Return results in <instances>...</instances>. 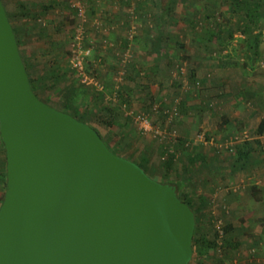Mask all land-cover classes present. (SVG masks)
<instances>
[{
    "label": "water",
    "instance_id": "95a60500",
    "mask_svg": "<svg viewBox=\"0 0 264 264\" xmlns=\"http://www.w3.org/2000/svg\"><path fill=\"white\" fill-rule=\"evenodd\" d=\"M0 264H189L195 214L33 91L0 0Z\"/></svg>",
    "mask_w": 264,
    "mask_h": 264
},
{
    "label": "rangeland",
    "instance_id": "374dc122",
    "mask_svg": "<svg viewBox=\"0 0 264 264\" xmlns=\"http://www.w3.org/2000/svg\"><path fill=\"white\" fill-rule=\"evenodd\" d=\"M226 1L215 0L217 13L227 11ZM5 2L10 12L21 10V3H24L27 7L38 9L43 13L41 15L43 19L40 21L48 29V34L51 36L50 42H47L45 37L37 36L35 22L31 20L29 21L32 27L30 34L23 37L20 46L22 53L30 57L28 60L36 64L32 66L31 74L35 76L38 70H49L52 65L50 61H55L54 57L56 56L57 61L63 63L62 66L68 67L67 78L62 79L58 85L54 86L53 82H50L46 90H41V87L37 86L39 97L55 108L60 107L67 97L66 89L74 84L79 89L80 87L96 91L104 89L107 94L103 98L104 105L109 106L119 103L121 100L120 112H118V116H120L118 120L121 124L109 126L104 123L109 118V112L100 111L102 105L90 104L91 98H83L82 94L77 95L76 98L78 111L88 113V120L100 128L105 139L111 145L115 143L114 149L118 155L131 158L132 161H138L142 156L147 158V166L152 178L158 181L162 180L163 173L166 171L162 167V162L170 155H174L173 164L168 168L169 178L180 177L185 180L181 192L187 193L195 190L192 199L197 207L202 208L200 210L203 214L202 222L213 225L218 230H223L226 223H231L234 230L230 237H239L238 241L241 244L238 247H232L229 244L225 247L218 246L215 255L221 259L220 264H264V237L259 239L257 235V232L261 234L262 220L264 221L262 206L256 204L260 208L256 211L238 210L236 204L239 203V199L234 196V193L242 191V194L239 193L238 196L244 200H246V195L243 193L244 189L241 185L237 191H233L232 187H236V184L239 183L236 181L241 183V180L234 182L235 176L232 179L228 177L229 180L219 179L216 181L217 170L210 171L205 168L207 169L205 173L204 171L197 172V169L193 170V167L201 160L195 159L194 163L189 161L191 153L194 154L201 150L207 152V157L213 159L216 158V155L225 152L229 154L232 152L229 151L231 147H225L224 140L230 137L235 138L234 135L229 136L225 131H219V135H217L208 130L202 122L197 121L195 114L198 112V107L194 104L198 105L199 103L196 100L197 94L200 91L203 92L204 83L198 75L193 77L191 69H189L191 59H183L186 49H181L179 46L180 42L185 43L189 57L191 55L206 57L203 54L207 53L204 51L208 42L202 33H204L207 23L203 20V14L209 12L213 0H173L172 2L171 0H5ZM160 4L161 7L165 4L169 5V11L165 17L160 16ZM195 12L197 13L195 28L191 30L188 24H190V18H194ZM225 16L229 17L231 23L234 22L235 15L227 12ZM220 18L223 20V16ZM159 33H162V51L166 57L157 60L158 55L152 48L151 40L153 38L155 41V37ZM201 43L200 47L198 44ZM129 44H134L133 48H136L135 52L132 50L134 55L129 50L127 51V48L130 47ZM208 45L213 48L212 54L214 52L218 54L215 40ZM262 47H264V32ZM81 49L84 51L89 49L88 54L84 56L83 72L86 74L87 80L93 78V81H98L102 86L101 89L92 83L83 82L79 70L72 65L71 58L77 50ZM195 49L198 50V54L193 52ZM63 52L66 53L62 59L65 63L59 58ZM200 52L204 53L200 54ZM180 60H184L186 73L184 77H179L174 81L172 75L176 70V63ZM157 61H159V65ZM180 79L183 81L179 82ZM195 80L198 82L194 83ZM105 85L114 87L111 88L114 95L109 94L110 91L105 89ZM185 86L188 90L184 88ZM122 88L125 100L117 95V89ZM155 90L160 91L162 96L158 97L159 93L156 96ZM127 91L128 93H126ZM175 98L182 101V105L178 106L180 111L186 109L185 114H189L187 111L189 103L192 106L190 111L194 110L192 112H195L193 113L195 120L190 127L193 132L191 135H189L190 132L184 133L179 120L174 119L172 124H168L166 117L162 118L160 113L155 112V104L158 105L160 99L166 103L172 100L173 103ZM251 105L244 104L246 108L252 109ZM129 111L132 112L128 113ZM138 114L147 115L153 125H161L175 133V136L173 134L172 137L176 140L174 141L168 136L161 138L153 133L143 132L135 122V116ZM199 133H204L209 137L213 136L214 143L194 140ZM250 135L256 134L250 131L248 135L241 133L236 136L234 146L239 141H246ZM181 139H185V146L189 147L188 151H184L185 149L183 150L181 147L176 149V144ZM211 164L213 163L211 162ZM208 166L212 168L210 164ZM146 173L149 175L148 172ZM247 177H251L247 181L249 185H254L255 181L263 179V175L258 173H255V176ZM259 184L262 185V182ZM202 194L208 198L206 205L200 202ZM248 215L256 220L262 219L261 223L257 221L253 226L250 224L249 229H244L241 222L250 218ZM218 242H221L220 238H218Z\"/></svg>",
    "mask_w": 264,
    "mask_h": 264
},
{
    "label": "trees",
    "instance_id": "16d2710c",
    "mask_svg": "<svg viewBox=\"0 0 264 264\" xmlns=\"http://www.w3.org/2000/svg\"><path fill=\"white\" fill-rule=\"evenodd\" d=\"M173 0H171L172 2ZM3 5L6 9V13L7 16L9 18V21L12 25L13 31L15 33L16 36V40L18 43V47H19V51L22 57V60L24 62L28 77H29V81L31 84V87L34 91V93L39 97L38 92H37V86L41 87V90H46L47 86L50 82H53L54 86L58 85L59 82H61L62 79L67 78V68L68 67H64L62 66L63 63H59V61H57V56L54 57L55 61L51 60L50 64L51 67L49 70H42L37 72V74L34 76L31 74V68L33 65H36L32 62H30L28 59L30 58L29 56H25L22 53V50L20 48V46L22 45V39L25 36H28L30 33V30L32 29L29 21L33 20L35 22L34 27H36V33L37 36L42 38L45 37L47 42H50L51 36L48 34V29L42 25V16L43 13L38 10V9H33L31 7H27L24 3H21L22 9L21 10H16L13 12H10L7 7H6V2L5 0H2ZM227 2V4H226ZM226 2H223L224 4L227 5V11H224V13H217L216 9H215V5L216 2L215 0H213V2L210 4L211 8L209 10V12L203 14V20H205V22L207 23V26L204 29V33H202L203 35L206 36V40L208 43L212 42L213 40H215V42L217 43L216 49L218 52H221L222 48H226L228 46H230L232 40L237 39V41L243 45V47L245 48V54L248 55V52L250 51V49H255V52L257 54H259L260 52L258 51L259 45L261 44L262 40H263V28H264V0H227ZM161 7V4L159 5ZM169 11V5L165 4L162 5L161 7V13L160 16L161 17H165V15L167 14V12ZM229 14H233L235 15V20L234 22L231 23V21H229V17L225 16L226 13ZM197 13H194V18H190V24H188V26L191 28V30H193L195 28V22H196V15ZM221 16H223V20H221ZM225 16V17H224ZM39 20V21H38ZM231 20V19H230ZM187 23H189L187 21ZM32 35V34H31ZM236 36V37H235ZM155 41L151 40V45L153 50H155V52L158 55V59H161L162 57H166L163 54V37H162V33H159L156 35L155 37ZM206 45V52L208 53L207 56H211V57H216L213 55H216L215 52L212 54L213 48L210 47V45ZM232 45V44H231ZM179 46L181 49L185 48V43L183 44L182 42L179 43ZM215 46V45H214ZM233 49L236 50V48L234 47ZM145 52V51H144ZM198 54V50L195 52V54ZM66 53L63 52L62 56H60V61H62V59H64V56ZM195 57H197L196 55H194ZM189 55L187 54V52H185L184 50V54H183V59L184 58H188ZM249 57V56H248ZM260 58V56H253V58H251L252 61H256ZM255 59V60H254ZM58 62V63H57ZM65 63V61H62ZM184 64V60H180L179 62L176 63V70L177 74L176 75H172L173 80H177V78L179 77H184L185 74H182L179 72V68ZM174 72V73H175ZM186 73V72H185ZM194 80V79H193ZM183 80L180 79L179 82H182ZM198 81L195 80L194 83H196ZM83 87H80V89L75 86L74 84H71L67 89V94H66V98L64 99V101L62 102V105L60 107H57L59 110L65 111L71 115H73L75 118L88 123L91 127H93L98 133L99 135L102 137L103 141L106 143V145L114 152L117 154L116 150L114 149V145L115 143H113V145L110 144V142H108L105 139V136L103 135V133L101 132L100 128H98L96 125L92 124L89 120H88V113L87 112H80L78 111V105H77V95L82 94L83 98H91L89 100V103L91 104H98V105H102L100 108V111L102 110H106L109 112V118L107 121H105L104 123L108 124L109 126H114L116 124L119 123L118 120V112H120L119 110V103H113L108 105H104V96L106 94L105 90H101V91H96L93 89H85ZM111 88H114L112 85L110 87H108L107 85H105V89L107 91H110V95H114L112 93ZM185 89L188 90V88L185 86ZM85 89V90H84ZM195 90V89H193ZM118 91V96L121 99H124V89H117ZM128 93V91L126 92ZM107 95V94H106ZM40 98V97H39ZM41 99V98H40ZM42 100V99H41ZM125 100V99H124ZM160 99L158 101V108L155 112L160 113V115L163 117H166V113L165 110L166 108L171 107L172 104H174L175 99H173V103L172 100H170L168 103L164 102V100ZM51 105V104H50ZM156 105V104H155ZM182 105V101L179 100L178 104H177V110H178V114L175 115L174 119L177 121L179 120V118L181 117L182 113H185L184 111H180V109H178V106ZM52 106V105H51ZM54 107V106H53ZM113 111V112H112ZM121 123H119L120 125ZM172 124V123H171ZM264 132V118L261 119V121L259 122L257 128H256V133H262ZM180 140V139H179ZM185 139H181V141L177 142L176 147H181L183 148L184 151H188L189 147L185 146ZM193 147V146H192ZM230 151H233V147H231L229 149ZM250 150V148L247 149V151ZM242 151V150H241ZM173 156L174 155H170V157H167V159H165L164 157H162L163 159H165L162 162V167L164 169H166L165 173H163V178L161 180V182H165V183H170L172 185H174L177 189V194L178 197L183 200L184 202H186L191 209L193 210L194 214H195V229H194V233H193V238H192V249H193V258L190 261L189 264H220L221 259L218 258L217 255H215L216 249L218 248V246L220 245V247H225L228 244L231 245L232 247H238L241 243L238 241L239 237L234 236V237H230V234L232 233V231L234 230V227L232 226L231 223H226L223 226V233L222 235H220V232L217 228L213 227V225L210 224H205L204 222H202V213L200 212V210L202 209L201 207H197L195 205V202L193 201V197L195 195V190L194 191H188L186 192H181V188H183V186L185 185V180L180 179V177L176 178V179H170L169 175H168V168L172 166L173 164ZM131 159V158H128ZM195 159H200L201 162H197L195 163V165H197V167H193V170L197 169V172L203 171L205 168H207L208 170H212V168H209V164L208 161L205 160V157L202 153H200V151H196L194 154L191 153V155H189V161L191 163H194ZM132 160V159H131ZM134 162H136L145 172H148L150 176H152L149 167L147 166L148 164V160L145 156H142L138 161L133 160ZM215 168H213L214 170ZM175 176V175H174ZM5 186H6V154H5V148L4 145L2 143V140L0 138V190H2L0 192V205L1 202L3 200L4 197V191H5ZM251 191L253 193L254 197H258L257 196V192L259 193H264V187H259V185H252L251 186ZM200 202L205 204L208 202V198L202 194V199H200ZM206 205V204H205ZM204 205V206H205ZM260 220V219H259ZM262 220V219H261ZM262 232L259 236V239L264 237V221L262 220ZM243 226V225H242ZM244 229L247 227L243 226ZM242 228V227H241ZM220 235V236H219ZM218 238H220L221 242H218Z\"/></svg>",
    "mask_w": 264,
    "mask_h": 264
},
{
    "label": "crops",
    "instance_id": "0c3cea01",
    "mask_svg": "<svg viewBox=\"0 0 264 264\" xmlns=\"http://www.w3.org/2000/svg\"><path fill=\"white\" fill-rule=\"evenodd\" d=\"M232 44L222 48L221 52L216 54V57L207 56L208 53H204L206 51L200 52V54L204 53L203 55L206 57H195L194 55L188 57L191 59L189 64L191 74L193 77L198 75L199 79L204 83L203 92L200 91L197 94L196 100L199 103L198 105L194 104L198 107V112L195 115L198 122H202L208 130L217 135H219V131L228 132L229 136L234 135L235 137L241 133L248 135L250 131H253L256 135H250L246 141H239L235 146L233 145V151L229 153L230 155L225 152L216 155V158L213 159L207 157V152H203V150L200 152L208 160L212 170L213 168L217 170L216 181L219 179L222 181L229 180L235 176L234 182L241 180V183L236 181V183H239L236 184V187H232V190L237 191L241 185L244 189L243 193L246 195V200L238 196L239 193L242 194V191L234 193V196L239 199L236 208L240 211L242 209L245 211H256L260 209L259 205L264 209V193L257 192L258 197H254L251 191L252 185L247 182L251 177L247 176H255V173L263 175V179L255 181V184L259 185V187H264V132H255L259 122L264 118V47H262L261 42L258 48L259 54L252 48L246 55L244 53L245 48L237 39H234ZM129 45L130 47L127 48V51L129 50L133 54L132 50L135 52L136 48H133L134 44ZM198 45L201 47L202 43ZM234 47L236 50L233 49ZM185 49V52L188 53L186 47ZM196 51L197 49L193 52ZM258 55L260 56L258 60L255 62L251 60L253 56ZM157 62L159 65V61ZM157 90H155L156 96L160 92ZM160 94H158V97L162 96ZM245 103L252 104V109L246 108L244 106ZM190 108L192 109V106L188 103L187 111L189 114L182 113L178 121L184 133L190 132L189 135L193 134L190 127L194 123L193 120H195L193 116L195 112H192L194 110L190 111ZM248 148L250 150L247 151ZM211 159L212 161H209ZM203 171L205 173L207 169ZM224 176L226 177L224 178ZM259 182H262V185ZM257 221L261 223V220L250 217L241 222V224L249 229L250 224L253 226ZM258 233L259 238L260 233Z\"/></svg>",
    "mask_w": 264,
    "mask_h": 264
},
{
    "label": "built area",
    "instance_id": "2783aa9c",
    "mask_svg": "<svg viewBox=\"0 0 264 264\" xmlns=\"http://www.w3.org/2000/svg\"><path fill=\"white\" fill-rule=\"evenodd\" d=\"M88 52H89V49H85V51L82 49L77 50V52H75L73 57L71 58L72 65L79 70L80 74L83 77V79H82L83 82L92 83L98 89H101L102 86L98 81H93V78L87 80V76L83 72L84 56H86L88 54ZM179 72L182 74H185L186 68H185L184 64L179 68ZM176 74H177V71L174 73V75H176ZM178 102H179V100L177 98H175L174 104H172L171 107L166 108V110H165L166 121L168 124H171L172 121L174 120L175 115L178 114V110H177ZM157 108H158V105H155L154 109L157 110ZM131 112L132 111H129L128 113H131ZM135 122L138 123L139 128L143 132H146V133L150 132V133L155 134V136H158L161 138L162 137L165 138L166 136H168L169 138H172L174 141L176 140V138L172 137L173 134L175 136V133H172V131L167 130L165 127H163L161 125L160 126L159 125H153L152 121L149 119V117L147 115H144V114L136 115L135 116ZM233 138L234 137L225 138V140H224L225 147L229 148V147H232L234 145V143L236 142L235 141L236 137L234 139ZM194 140H196V141L198 140V141L205 142V143H208V142L214 143V137L213 136L209 137V136L205 135L204 133L197 134L196 137L194 138ZM220 146L222 147V143L220 144ZM219 232H220V235H222V233H223L222 229H219Z\"/></svg>",
    "mask_w": 264,
    "mask_h": 264
}]
</instances>
